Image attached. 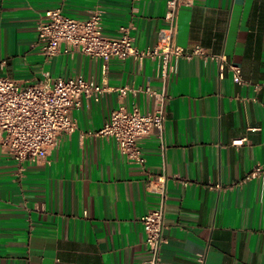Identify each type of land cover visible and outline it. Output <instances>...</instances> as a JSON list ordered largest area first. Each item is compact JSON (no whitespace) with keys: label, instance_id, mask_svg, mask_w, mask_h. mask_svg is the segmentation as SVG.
I'll list each match as a JSON object with an SVG mask.
<instances>
[{"label":"crops","instance_id":"obj_1","mask_svg":"<svg viewBox=\"0 0 264 264\" xmlns=\"http://www.w3.org/2000/svg\"><path fill=\"white\" fill-rule=\"evenodd\" d=\"M167 0H0V76L20 84L81 77L108 89L81 97L77 127L38 163L0 150V264H145L140 217L165 197L159 264H264V0H195L178 11L176 42L237 64L239 84L216 60L178 58L169 74L165 124L142 140L144 167L96 134L122 100L153 107L158 63L47 57L36 23L49 9L101 12L106 35L131 25L134 44L156 42ZM128 86L123 99L117 88ZM242 139L235 145L234 140ZM186 182V183H184Z\"/></svg>","mask_w":264,"mask_h":264},{"label":"built area","instance_id":"obj_2","mask_svg":"<svg viewBox=\"0 0 264 264\" xmlns=\"http://www.w3.org/2000/svg\"><path fill=\"white\" fill-rule=\"evenodd\" d=\"M195 0H167L164 13L165 26L160 28L156 42L145 48L137 47L130 35L131 25L120 26L116 36L106 35L101 27V12L93 10L85 18H76L62 12L60 8L49 9L36 23L41 52L52 57L60 52L79 51L92 58L108 60L134 58L158 63L161 90L146 88L153 97V107L142 112L137 106L126 108L121 100L96 134L112 138L120 152L130 163L145 165L142 140L154 130L162 135L168 100L167 84L169 74L178 58L194 56L204 61L216 60L220 75L225 67L235 82L245 80L237 64L227 62L223 54L208 53L203 47L186 49L176 42L178 11L192 6ZM108 88L81 77H57L52 83L37 81L20 84L16 80L0 76V150L14 159L19 166L23 163H38L55 148L64 134L72 133L77 127L72 115L81 97L97 99ZM128 86L118 87L123 99ZM235 145L242 139L234 140ZM264 176V164H258L246 175ZM186 183V182H184ZM144 230V244L149 251L145 264H159L160 249L165 242V197L160 204L147 210L140 217Z\"/></svg>","mask_w":264,"mask_h":264}]
</instances>
